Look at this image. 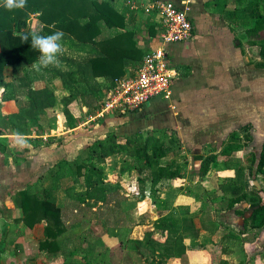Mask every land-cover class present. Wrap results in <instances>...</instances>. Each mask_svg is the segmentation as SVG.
<instances>
[{
	"label": "trees",
	"instance_id": "trees-1",
	"mask_svg": "<svg viewBox=\"0 0 264 264\" xmlns=\"http://www.w3.org/2000/svg\"><path fill=\"white\" fill-rule=\"evenodd\" d=\"M117 1L27 0V6L22 10L8 11L0 7V89H3L1 101H15L18 107V111L11 115H3L0 112L1 129L13 135L28 136L33 120L46 113L48 109L61 105L62 111L57 115L59 121H63L67 129L73 130L83 120L80 113L82 105L87 107L91 116L100 110L105 101L103 97L105 84L97 82L96 78L104 74H112L114 63H104V56L95 47L91 48V52L95 54L92 57L79 56V52L84 51L88 45L101 43L103 27L110 29L119 27L124 16L116 5ZM234 1L244 5L242 10L236 12L243 25H252V31L257 35L263 31L264 0ZM31 14L40 15L38 19L43 27L39 32L37 31L39 34L48 35L57 30L63 31V50H70L72 58L66 52L63 57H58L60 63L57 67L35 69L40 53L32 49L30 39L28 42H23L21 39L22 33L33 30ZM123 36L126 37V34ZM120 48L114 51L115 54L126 56L129 51L128 45L121 44ZM63 65L65 69L62 68ZM106 69H109L108 73L105 72ZM10 71L13 80L5 83V77ZM31 71L37 72L34 79ZM45 76H48V79L56 78L60 87L69 92L68 95L58 99L48 87L34 88L33 85L45 80ZM230 139L221 152V162H219L220 156L216 154L194 157V162L201 163L199 167L201 177L212 176L221 171H232V176L224 177L223 184L220 185L222 194L220 196L215 193L210 194V198L217 199L218 202H211L208 206L196 210L197 205L194 201L201 207V196L186 191L181 198L185 202H181L179 206L182 207L181 210L183 209L179 215L175 211L170 215L161 214L160 218L153 222V228L145 233L144 238L126 240L124 250L131 264H169L170 261H175L176 264V261L182 260L187 254L189 257L196 254V249L210 252L211 264H227L220 256L229 254L231 247L241 246L246 240L229 233L212 248L198 243L197 240L203 232L215 235L220 229V225L212 217L214 210L226 212L244 204L245 209L237 211V214L244 215L245 225H250L258 231L264 230V204H262L264 190L263 192L253 190L250 193L246 191L244 184L246 170L234 156L243 148L240 134L233 132ZM183 152L181 141L169 133L161 136H157L154 132L136 134L127 137L124 143L119 142L116 135L110 134L82 149L77 160L61 161L54 170L55 178L51 187L38 190L27 188L19 191L14 200L16 207L22 211L20 219L30 228L46 221L45 240L39 244L40 251L47 252L51 256L59 254L66 255V258L71 256L70 262L65 259L64 264H73L77 261L73 259L76 256L75 252L67 253L59 241L60 237L66 236V242H69L71 237L78 235L76 230L72 231L64 224L65 208L57 203V192L61 183L69 178L68 171H73L76 176L73 179L74 184L82 181L85 185L82 191L76 192L74 197L70 198L76 201V206L78 205L79 208L88 206L93 209L98 204L112 202L118 193L117 188L105 183L102 178L104 175L102 165L115 156L124 157L134 164L142 199L146 198L148 185L153 190L164 180L184 192L186 170L182 171L181 168L187 167L188 158ZM164 160L166 162L163 164ZM221 165L222 167H219ZM129 170H131L130 166L123 168L121 172ZM248 171L251 173L250 168ZM257 172L264 181V142L257 161ZM68 189L70 188L66 190ZM74 207L71 204L67 209L74 211L76 210ZM156 235L164 237L165 241L162 242L156 238ZM78 239L84 241L79 235ZM217 248L220 249L221 254L216 256L214 251ZM80 249L77 247L75 250L83 255L82 263L97 264L88 262L90 252H83ZM184 264L191 263L184 262Z\"/></svg>",
	"mask_w": 264,
	"mask_h": 264
},
{
	"label": "crops",
	"instance_id": "crops-1",
	"mask_svg": "<svg viewBox=\"0 0 264 264\" xmlns=\"http://www.w3.org/2000/svg\"><path fill=\"white\" fill-rule=\"evenodd\" d=\"M157 1L187 7L193 24L191 41L166 46L169 61L180 72L172 82L169 99L157 96L137 110L120 109L93 122H88L90 114L82 105L83 120L76 129H67L64 122L59 121L47 139L40 126L45 113L36 119L38 124L32 121L34 127L28 136L13 135L0 128V264H47L46 252L39 249V244L45 240L47 222L31 228L26 226L20 219L22 211L16 207L15 195L23 189H36L38 183H42L43 188L51 187L58 164L77 160L79 152L91 145L90 140L95 142L114 134L124 143L127 137L136 134H173L181 141L188 158L187 167L183 166L186 179L196 166L204 186L218 179L219 189L224 177H231L232 171L201 177V163L194 162V157L216 154L221 162V152L233 132L240 137L241 132L250 134L245 138L247 142H264V66L261 65H264V30L257 35L252 25L244 26L236 15L244 5L234 0H190V3L185 0H118L116 5L124 16L119 27H103L101 43L88 45L79 52V56L92 57L95 54L91 48L95 47L104 56V63H114L112 74L106 69L108 75L96 78L97 82L105 84L104 100L113 88L115 77L135 76L144 56L161 45V17L156 11H145ZM39 16L30 15V21L34 20L32 29L38 32L43 27ZM125 43L128 54L117 56L114 51ZM63 52L73 57L70 50ZM10 73L5 77L6 83L13 80V77L7 80L12 76ZM47 79L36 82L37 88L47 87L41 86ZM49 80L47 83L57 81L56 78ZM0 108L3 115L17 112L14 101H4ZM61 111L62 106L57 114ZM239 152L234 154L238 159ZM162 183L171 186L169 181Z\"/></svg>",
	"mask_w": 264,
	"mask_h": 264
},
{
	"label": "rangeland",
	"instance_id": "rangeland-1",
	"mask_svg": "<svg viewBox=\"0 0 264 264\" xmlns=\"http://www.w3.org/2000/svg\"><path fill=\"white\" fill-rule=\"evenodd\" d=\"M33 21L34 20H31L32 23ZM65 53L66 52H63V54H60L59 56L61 57V55H64ZM59 63L60 60L58 58V64ZM57 66L50 65L48 67L51 68ZM39 67L44 68L38 64L35 65V69ZM62 68L65 69V66L63 65ZM35 73L37 72L34 71L32 73L33 79L36 76ZM11 77V75L8 76L7 80H11ZM47 77L48 76H45V78ZM47 80L50 81L49 79ZM48 81L42 83L41 86H47L51 89L57 95L58 99L68 95L69 92L60 87L58 80L54 83H47ZM39 82L40 81L37 83ZM37 83L33 85L34 88H37ZM61 91H63V93H61ZM2 92L3 89H0V106L3 103V101H1ZM60 109L61 105L55 109H48L44 114V121L42 120L43 125L40 124V126H43L42 135L46 136L45 138L50 135L52 136L51 130L56 129L60 119L57 116L59 114H57V112ZM33 123H37L36 119ZM1 124L2 122L0 121V126ZM33 127L34 125L31 124L30 130ZM89 128L90 127H88V129ZM93 128L94 126L90 128L89 131ZM241 136L243 148L238 154L240 165L246 171L250 168L251 172L249 173L248 171L245 173V189L249 193L253 190H255V192H263L264 181L262 176L257 172V161L262 150L263 142H247V139L245 140V138L247 136L250 137V134L246 135V132H241ZM62 140L65 142L68 141L67 138H63ZM90 142V144L94 143L93 140H90ZM218 149V151H220L221 147ZM125 159L126 158L124 157L115 156L108 159L102 165V168L104 169V175L102 177L104 182L110 184L113 188H117L118 193L114 196L112 202L108 204H98L93 209L88 208V206H80L79 208L78 205V207L76 206V201L70 198L74 197L76 192L82 191L85 188V185L82 181L74 184L73 179L76 176L73 171L67 169L69 170V178L66 181H63L60 185V189L57 192V203L62 208H65V213L63 214L64 224L69 226L68 228H71L70 230H76L77 234L84 238V241H81V239H78L77 235L74 236V238L71 237L72 239H70L69 242H66V236L59 238V241L63 244L67 253L75 252L76 256H74L73 259L77 261L73 264H84L82 263L83 255H81V253H77L75 250L77 247H80V250L83 252H90L87 259L90 263L131 264L130 258L124 250L126 240L144 238L145 233L153 228V222L160 218L161 214L170 215L173 211H175L179 215L181 211H183V209L181 210L182 207L180 208L179 206H181V202H185L181 198L186 191H190L192 194H198L201 196V207L199 204L197 205L196 201H194L197 205L196 210L208 206L211 202H218L217 199L210 198V194L215 193L220 196L222 193L219 189L220 181L218 179L210 180L207 185L204 186V180L199 179L195 166L192 171H189L188 173L184 192L177 188L175 189V187L172 188L167 183H160L153 190H151L150 185H148L146 198L142 199L139 183L137 181L138 174L134 170V164L132 161ZM253 159H256V161H253ZM166 160L163 161V164ZM129 166L131 170L124 173L121 172L123 168H127ZM181 170L183 171L185 168L182 166ZM40 181L42 182V179ZM41 185L42 183H38L35 188L43 189ZM67 188L70 189L67 191ZM255 188L259 190H256ZM71 204H73V207L76 206L74 207L76 210L72 211L67 209V206ZM262 204H264V199ZM244 209L245 207L241 204L231 211L221 212L214 210L212 216L220 225V229L215 235L203 233L197 242L206 244L209 248H212L216 244L220 243L225 235L232 233L246 241H244L241 246L231 247L229 249L230 253L227 255H221V259L225 260L227 264H264V230L258 231L250 225H245L246 221L244 219V215L237 214V211H242ZM72 226L74 229H72ZM156 238H159L162 242L165 241V238L159 235H156ZM100 252L103 253L101 254ZM218 254H221L219 248L214 251V255L217 256ZM66 257L67 256L64 254L51 256L46 252L44 259L47 264H64L65 259L69 262L71 260V256L68 258ZM210 257V252L199 251L196 249V254H192L190 257L187 254L182 260L176 261V264H184V262L191 264H196L198 262L201 264H211ZM38 258L40 259V256H38ZM174 263L175 261H170L169 264Z\"/></svg>",
	"mask_w": 264,
	"mask_h": 264
},
{
	"label": "built area",
	"instance_id": "built-area-1",
	"mask_svg": "<svg viewBox=\"0 0 264 264\" xmlns=\"http://www.w3.org/2000/svg\"><path fill=\"white\" fill-rule=\"evenodd\" d=\"M185 2L190 3V0ZM145 11H156L161 17V45L145 55L135 76L115 79L102 107L96 115L88 117V122L120 109L137 110L157 96L170 98L172 82L179 77L180 72L169 61L166 46L192 40L193 24L189 10L187 7L178 8L171 2L157 1L148 5Z\"/></svg>",
	"mask_w": 264,
	"mask_h": 264
},
{
	"label": "clouds",
	"instance_id": "clouds-1",
	"mask_svg": "<svg viewBox=\"0 0 264 264\" xmlns=\"http://www.w3.org/2000/svg\"><path fill=\"white\" fill-rule=\"evenodd\" d=\"M26 6L27 0H0V7L8 11L22 10ZM63 38L62 30L48 35H41L35 30L21 34L23 42H28L30 39L32 49L39 51L40 56L36 63L44 68L58 64V56L63 52Z\"/></svg>",
	"mask_w": 264,
	"mask_h": 264
}]
</instances>
